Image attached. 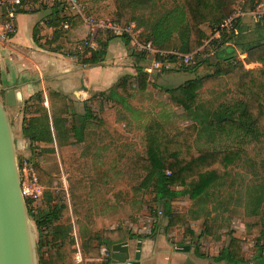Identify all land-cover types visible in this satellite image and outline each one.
<instances>
[{
	"label": "trees",
	"instance_id": "obj_1",
	"mask_svg": "<svg viewBox=\"0 0 264 264\" xmlns=\"http://www.w3.org/2000/svg\"><path fill=\"white\" fill-rule=\"evenodd\" d=\"M77 1L89 18L99 19L91 15L85 4L89 1L103 0ZM111 1L116 9V22L121 26L133 22L135 11L146 8L152 2V0ZM258 3L259 0H251L250 9L255 8ZM230 4V0H185L184 5H176L158 17L148 19L142 26V39L152 42L158 49L166 52L178 51L182 54L196 53L188 66L177 70H163L166 74L184 73L195 75V78L177 87L167 88L162 93L169 95L175 106L182 107L185 112L191 114L190 131L195 133L197 139H205L208 147L196 152L187 147L185 153L180 149L172 150L171 145H179L180 133L170 135L161 123L153 122L146 129L145 150L143 152L135 150L132 153L123 166L124 175L134 183L135 194L148 192L155 195L157 210H150L151 214L163 218L166 221V229L181 228L183 239L186 241L195 239L196 234L188 215L173 209L171 205L173 199L188 196L192 201L204 203L213 196V191L226 181L233 165L243 155L253 163L259 161L264 165V18L257 21L252 31H244L239 20L230 31L222 32L219 39H213L208 45L205 44V40L213 35L229 16ZM70 19L82 23L80 16ZM64 20L65 18H62L57 26L59 30L54 35L55 40L62 36L61 25ZM204 27L211 31L210 35L205 32ZM103 37L110 41L117 36L109 31L98 32L96 41L99 47L88 56H82V63L87 65L101 63L107 48L102 42ZM239 54L246 55V63L258 64L261 67L246 69L244 63L238 59ZM220 79H225L226 86L217 92L222 98H214L218 104L215 110H211L206 106L209 98H203L200 90L204 85ZM148 80L149 74L140 70L141 90L146 89ZM55 98L61 99V96L56 94ZM41 99L40 95L37 96V100ZM71 112L69 105L66 104L64 108H60L59 115L53 116L52 124L46 113L38 118L25 117L23 138L31 147L36 143H54L55 140L60 145L67 144L71 137H74L77 143L85 142L84 133L90 121V112L87 111L80 125L67 128L69 119L63 118L62 115L67 114L69 117L72 116ZM98 124L105 127L111 135L115 133L114 123L106 112L101 113ZM63 166L68 175L70 207L54 203L50 192L45 193L42 205L37 210L30 201H27L29 216L39 234V255L41 257L42 250L48 247L53 252L51 264H73L75 239L71 235L72 228L56 225L60 218L73 215L85 221L89 227L94 224L89 162L82 155L72 153L63 160ZM34 170L39 183L48 186L50 175L37 165L34 166ZM176 188H181L182 191H176ZM249 204L247 214L252 218L248 224L250 235L257 237L259 245L260 240L264 239V190L250 199ZM199 224L204 229L198 239L217 238L218 230L229 227L228 224L214 223L209 216ZM126 238L124 228L105 230L100 237V245L90 248L88 255L99 257L101 245L111 249L114 245L123 243ZM195 253L200 258H208L201 254L197 247ZM241 257V242L239 238L232 236L228 246L212 259L215 263L244 264ZM256 260L258 264H264L262 248H259ZM40 264L46 263L40 260Z\"/></svg>",
	"mask_w": 264,
	"mask_h": 264
},
{
	"label": "crops",
	"instance_id": "obj_2",
	"mask_svg": "<svg viewBox=\"0 0 264 264\" xmlns=\"http://www.w3.org/2000/svg\"><path fill=\"white\" fill-rule=\"evenodd\" d=\"M247 1L250 2L251 0ZM85 6L92 16L99 18L97 20L117 19L116 9L111 0L89 1ZM109 14L112 16L108 17ZM83 15L89 18L84 12ZM64 17L66 16L62 6L42 4L38 0L31 8L26 7L19 12L15 22L16 33L8 41L0 39V89L3 92L4 100L10 92L15 95V106L6 105V107L14 128L17 144H20L25 157L34 163L33 166H39L50 175L49 185L42 186L45 190L44 195L46 192H50L53 195L54 203L70 207L68 175L65 173L63 160L69 154L82 151L85 142L77 143L74 137H71L67 144L60 145L55 140L54 143H36L31 147L22 135L24 118H38L46 113L52 124L53 116L59 115L60 108H64L68 104L72 116L62 115L63 118L69 119L66 124L67 128L80 125L87 115V111L90 112L88 125L90 123V125L93 123L98 125L101 116L96 112L99 106L104 104L105 110L114 108L118 113L120 111L121 117L124 119L133 120L129 104L135 103L139 106L141 104L140 94L149 92L154 81H157L160 86H164L166 83L164 76L167 74L163 72L160 74L158 72L160 70H157L158 74L155 75H150V73L146 89L141 90L139 71L152 69L154 72L153 61L144 55L136 54L127 36L116 37L110 41L103 37L102 42L107 45V48L101 63L97 65L82 63L81 59H76L73 56V51L75 46L86 40L88 25L82 17V23H76L75 18L71 21L70 29L67 30L69 31L68 34L66 33L67 38L60 36L55 40L54 35L59 30L57 26ZM73 17L75 16L73 15ZM245 18L248 21L240 20L242 29L244 31L254 30L259 19ZM128 25L134 27V31L143 38V28L137 18ZM3 29V25L0 24V37ZM98 47L99 43L97 42ZM242 56L246 57V55ZM149 61L152 63L150 68L148 67ZM252 65L246 64L249 67L246 68L245 66V68L248 70L258 68V66L252 67ZM133 87L136 90H132ZM133 93H136L137 98H129ZM56 94L60 95L61 99L55 98ZM39 95L41 100H37ZM135 109L139 111L140 108L136 107ZM133 125L137 129L138 122ZM116 127L119 129L118 124ZM70 135L73 136L72 133ZM109 146L111 145L102 144L100 140H96L90 151L94 153L95 158L87 160L91 167L89 181L94 210L93 226L89 227L85 221H81L73 215L62 217L56 222L58 226L72 228L71 235L75 239L72 254L73 264H129L135 260L138 243H141L142 246L140 264H187L189 260L193 264H219L213 260L208 262L207 259L197 256L196 249L194 250L190 245L192 241L183 243L182 239H173L175 235H178L181 228L166 229V221L163 218L154 217L152 220L154 221L155 233L153 234V230L152 233L151 230L148 233L147 230H144V225L140 224L146 217L144 218L139 214L135 217L132 216V209L130 210L128 205L122 206V209L119 198L114 197L113 193L98 196L101 200H97L95 191L93 193V186L98 189L96 184L100 183L107 186L109 183L113 187L114 176L112 173L110 174L112 172L110 168L116 164L107 157L98 159V154L107 152L110 149ZM57 167H60L63 173L61 179H58ZM93 167L100 169L93 171ZM220 186H224V183ZM175 190L182 191L181 188ZM188 199V196H180L173 199L171 205L176 211L175 205L179 202L184 203V201L186 203ZM42 201L43 199L40 202L41 205ZM152 201L156 205L155 195H153ZM146 207L147 209L150 208V206H145V209ZM186 214L188 218H190L189 215L193 216L196 225L205 218H200L197 213H193L191 210ZM191 226L193 228L192 223ZM116 228L125 229L126 240L121 244L114 245L111 249L101 245L99 257L89 256L90 248H96L100 245V237L103 232ZM186 245L191 247L190 252L183 251ZM127 249L129 260L124 263L125 250Z\"/></svg>",
	"mask_w": 264,
	"mask_h": 264
},
{
	"label": "rangeland",
	"instance_id": "obj_3",
	"mask_svg": "<svg viewBox=\"0 0 264 264\" xmlns=\"http://www.w3.org/2000/svg\"><path fill=\"white\" fill-rule=\"evenodd\" d=\"M231 4L229 7V16L235 11V9L243 7L247 9L250 8V2L247 0H230ZM185 0H152L151 4L143 9H138L135 11V18L138 19L140 24L143 26L144 23L148 19H154L159 15L169 11L176 5L182 6L184 5ZM264 4V0H259L258 5ZM257 5V6H258ZM109 12V10H107ZM108 17L112 16L111 14L107 15ZM105 18V17H103ZM242 20H247L243 18ZM248 21V20H247ZM253 25V24H252ZM205 32L210 35L211 31L208 28L204 27ZM69 31L62 33V36L65 38L66 33ZM212 35L209 36L207 40H205V44L208 45L212 41ZM69 52V51H68ZM239 54L238 59L244 63L246 66L247 61ZM151 60V58H150ZM149 63V68L152 66L151 61ZM261 66L258 64H253L252 67ZM249 66H246V68ZM165 70V69H164ZM169 71V70H166ZM153 72V71H152ZM146 73L150 75L161 74L162 71L154 70V72ZM164 73V72H163ZM202 76L204 74H201ZM164 78L165 84L164 86H160L157 81H154L152 84L150 91L140 94V105L137 106L135 103H130L129 109L132 115L133 120L124 119L121 117V113L114 108H108L105 110L106 106L102 104L99 106L96 114L101 116V113L104 111L107 113L108 118L112 119L115 127V133L111 135L109 131L103 127L101 124H92L88 125L86 130V140L85 144L82 147V151L79 150L77 154L82 155L85 160L94 159L95 155L91 151L92 144L96 143V140H100L102 144L111 145L110 149L107 152H100L98 154V159H103L107 157V159H111L116 164L112 166L110 169L112 175L114 176L113 187L108 183L107 186H104L100 183L96 184L98 189L93 186V193L95 191L97 200L100 201V197L104 195H111L113 193L114 197L119 198L120 206L128 205L131 212H133L132 216H136L139 214L142 217H146L145 220H142L140 224L144 225V230H147L149 233L151 230H154V216L151 214V211H155L156 205L152 201L153 195L146 193H138L135 194L133 191L134 183L129 178H126L124 175L123 166L128 162L129 157L135 150L143 152L146 148V129L149 124L153 122H159L163 125L165 131L174 135L176 133H180L178 138V144L171 145L172 150H182L185 153L187 147H190L194 152L199 149L206 148L208 145L205 139H197L195 133L190 131V126L192 125V116L190 113H187L183 110L182 107L175 106L169 95H165L162 93L163 90L167 88L177 87L181 83L189 79L195 78V75H189L184 73H173L170 75H165ZM226 86L225 79H220L216 82L206 84L200 90V94L203 98H209V102L206 104L207 108L211 110H215L217 106V101L214 98H222L217 94L218 91L222 90ZM132 90H136L133 87ZM129 98H137L136 93H133ZM123 105V104H122ZM140 108L137 111L135 108ZM139 117V118H137ZM101 118V117H100ZM138 122L137 129L135 128L134 123ZM127 123V124H126ZM119 125V129H116V125ZM134 126V127H133ZM16 137V136H15ZM17 143V142H16ZM17 154H18V162L22 165L21 169V177L23 183H28L27 175L23 170L24 162H27L31 166L34 165L33 162L29 161L25 155L23 154L22 149L20 148V144H17ZM63 156V155H62ZM34 167V166H33ZM97 169L93 167V171H97ZM56 173L58 179L63 177V173L60 170V167L56 168ZM94 175V173H93ZM262 190H264V165L258 162H251L247 156L243 155L236 163L233 165L230 176L224 182V186H219L213 191V196L206 200L202 204L194 203L190 198L184 200V203L179 202V204L175 205V209L177 212L188 213L190 210L193 213H197L200 218L208 217L214 221L216 224L225 225L228 224L229 227L218 230L217 238L211 237H203L198 239L197 237L201 234L204 229L201 224H195V220L193 216L189 215V219L193 225L195 231V239L192 240L191 246L200 251V253L205 254L208 258H205L210 262L213 260L212 258L218 256L223 249H225L229 242L230 238L237 237L241 242L242 249V261L244 264H258L256 260V256H258L259 248L263 249V258H264V239L260 240L259 245H257L258 241L257 237L250 235V228L248 224L252 221V218L247 214L249 210V200L254 196L259 194ZM117 198V199H118ZM123 200V201H122ZM121 202H123L121 204ZM41 204L33 205L34 209H38ZM150 206L151 209H145V206ZM123 209V207H122ZM151 210V211H150ZM137 212V213H136ZM150 219V220H149ZM33 222V221H32ZM36 241L38 245L39 234L37 232L36 226L33 223ZM179 239L185 242H189L183 239V230L180 229L178 235H175L173 239ZM187 246V245H186ZM189 246V245H188ZM192 248V249H193ZM51 256H53V252L49 250L48 247L44 248L41 253V257L38 252L39 264L40 260L42 263L51 264ZM213 263V262H212ZM219 264H225L219 263Z\"/></svg>",
	"mask_w": 264,
	"mask_h": 264
},
{
	"label": "built area",
	"instance_id": "obj_4",
	"mask_svg": "<svg viewBox=\"0 0 264 264\" xmlns=\"http://www.w3.org/2000/svg\"><path fill=\"white\" fill-rule=\"evenodd\" d=\"M37 0H0V24L3 25V33L0 39L8 41L17 31L15 22L17 15L26 7L31 8ZM42 4L60 5L63 8V13L66 17L61 25L62 30L67 31L71 27L72 16H80L88 25V36L86 40L77 46L73 51V56L76 59H81L82 56H88L91 51L97 49L96 36L100 31H109L114 36H127L130 39L131 46L136 54L144 55L151 58L153 61L154 70H177L181 67L188 66L194 59L196 53L182 54L178 51H162L153 45L152 42L142 40L140 34L134 31L131 25L121 26L116 20L101 19L95 20L86 18L83 15L80 4L77 0H38ZM245 17H253L256 19L264 18V4H260L253 9H245L243 7L235 9L232 15L228 16L218 30L213 34L212 39H219L224 31H230L233 26ZM3 22V23H2ZM148 72H152L148 70ZM23 170L27 175L28 183L22 182V193L26 201H30L32 206L40 204L44 196V188L38 181L34 167L24 162ZM169 174V173H168ZM79 260V257H77Z\"/></svg>",
	"mask_w": 264,
	"mask_h": 264
},
{
	"label": "water",
	"instance_id": "obj_5",
	"mask_svg": "<svg viewBox=\"0 0 264 264\" xmlns=\"http://www.w3.org/2000/svg\"><path fill=\"white\" fill-rule=\"evenodd\" d=\"M0 89V264H39L35 229L29 207L22 193V177L18 162L14 128L6 105L15 106L10 92L5 100ZM141 243L137 245L134 262L140 264ZM183 251L190 252L185 246ZM125 262L129 260L125 250ZM187 264H193L190 260Z\"/></svg>",
	"mask_w": 264,
	"mask_h": 264
}]
</instances>
